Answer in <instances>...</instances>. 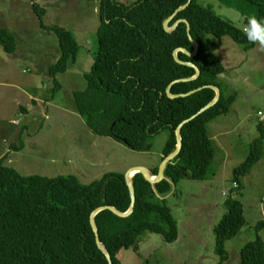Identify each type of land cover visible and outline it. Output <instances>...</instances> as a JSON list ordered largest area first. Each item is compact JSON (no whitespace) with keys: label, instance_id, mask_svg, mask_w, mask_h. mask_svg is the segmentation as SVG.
<instances>
[{"label":"trees","instance_id":"16d2710c","mask_svg":"<svg viewBox=\"0 0 264 264\" xmlns=\"http://www.w3.org/2000/svg\"><path fill=\"white\" fill-rule=\"evenodd\" d=\"M40 28L51 30L56 37L59 55L47 72L52 78L53 93L59 87L55 74L73 62L78 45L72 33L59 24L44 23V7L29 0ZM236 9L241 15L248 11L264 23V0H217ZM187 0H99L96 28L97 47L89 70L84 73L85 87L73 93L77 112L93 132L111 136L129 148L142 150L149 137L167 131L162 156L171 153L176 144L174 131L185 119L209 103L215 95L209 85L220 90L218 100L179 127L181 147L166 163L163 178L148 182L140 172L130 180L134 190L132 211L120 217L107 208L94 216L99 240L112 264H119L120 248L134 246L145 230L160 232L166 241L177 238V224L164 196L181 177L203 180L209 177L214 148L208 134V123L228 112L234 95H225L217 81L224 70L215 54L219 38L229 35L233 40L252 45L244 31L215 13L211 3L191 0L176 11L169 21L189 23V34L198 44L194 55L176 53L183 62L174 60L172 52L184 48L192 52L186 25L180 21L170 31L163 22ZM246 21V20H245ZM0 46L5 52L15 49L13 34L0 27ZM196 89L183 97H169ZM258 135L251 141L246 158L232 171L233 186L240 194L239 177L247 174L262 156L264 123L257 125ZM23 146L10 143L9 150ZM9 151L0 157V264H109L96 245L89 223L90 213L101 206H112L123 213L130 205L124 173L110 171L87 183L74 175H23L5 161ZM191 155V156H190ZM190 156L187 159L184 157ZM157 166L151 175L157 173ZM159 196L161 198H159ZM226 211L213 226L214 252L218 263L226 259L224 243L235 236L244 224L241 202L225 201ZM264 226L258 221L255 231ZM240 264H264V242L255 232L239 252Z\"/></svg>","mask_w":264,"mask_h":264},{"label":"rangeland","instance_id":"374dc122","mask_svg":"<svg viewBox=\"0 0 264 264\" xmlns=\"http://www.w3.org/2000/svg\"><path fill=\"white\" fill-rule=\"evenodd\" d=\"M119 1L128 4L134 0ZM199 1L211 3L215 13L243 31L248 19L254 16L251 11L241 15L217 0ZM36 2L46 10L44 23L59 24L72 33L78 45L77 63L87 55L94 56L99 0ZM0 27L7 28L17 43H23L22 55L15 56L0 46V157L9 151L10 143L22 141L23 144L19 148L23 147L22 151L7 157L8 165L23 175H74L82 183L101 177L108 169L98 165L107 160L117 163L113 170L139 162L149 167L159 165L167 131L149 137L142 150H134L119 140L93 132L77 112L73 95L66 91L52 93L47 89L38 97L41 101L36 105L31 104L30 99L14 95L16 88H9L6 83L12 82L14 76L19 81L29 79L30 82L36 74L31 72L34 69L29 57L50 55L57 40L51 30L40 28L29 0H0ZM210 37L218 44L215 54L224 67L217 81L225 95H234L228 112L207 125L210 135L217 134L212 141L214 155L209 165L210 175L203 180L181 177L172 192L164 197L177 224L174 241H166L160 232L145 230L134 246L118 250L119 264H217L212 229L226 211L228 198L241 202L245 221L237 234L225 241L227 256L222 264H240V249L254 238L255 232L264 242V226L256 231L254 228L258 221L264 220V138L261 158L238 179L240 194L235 191L232 178L234 167L246 158L251 141L258 135L256 111L264 109V48L256 43L245 46L229 35ZM10 57H15V66L9 63ZM27 68L29 71L21 72ZM38 73H42L40 69ZM40 76H34L38 88L43 80ZM19 104L31 105L36 113L35 122L25 129L22 124L30 120L32 109L29 108L28 116L21 120ZM15 120L20 124L15 125ZM92 162H95L93 166Z\"/></svg>","mask_w":264,"mask_h":264},{"label":"crops","instance_id":"0c3cea01","mask_svg":"<svg viewBox=\"0 0 264 264\" xmlns=\"http://www.w3.org/2000/svg\"><path fill=\"white\" fill-rule=\"evenodd\" d=\"M45 12H46V10H45ZM42 30H44V29H42ZM15 44H16L15 49L10 53L14 54V56H15V54L22 55V48L20 46H22L23 43L19 44V42L17 43L15 40ZM58 55H59V50H58V45H57L54 48L53 53H51L50 55H48L46 53L41 57H29L32 59L31 63L33 64V69H34V71H31V72H34L38 76L41 75L40 77L43 78V80L41 82V87L38 88L34 84L35 83L34 76H36V75H32V78H30V82L28 81L29 79L26 81H23V80L19 81L14 76V78L12 79V82H7L6 85L9 88H16L17 91H16V94L14 93V95H18L19 98H22V99H30V103L33 105H36V102L41 101V100H39L38 97L42 96L43 92H45L47 89H49L53 86L52 78L48 75L47 68L51 63H53L58 58ZM76 57H77V53H76L74 61L69 63V64H71L70 67H68L69 66L68 65L64 71H62L60 73L58 72L59 74L58 73L55 74V79L57 80V82L59 84V87L57 88V90H55V93L60 92V91L61 92L66 91V94L73 95V93L75 91L81 90L85 87L84 73H86L89 70V68L92 64V61H93V56L87 55L86 57H83V59L80 63H77ZM14 58L15 57H10V59H8L9 63L12 66H15L14 62L17 63V61ZM39 69L41 70L42 73H38ZM26 71H29V69L27 68V70L25 69V71L23 70L21 72L25 73ZM11 73L13 74V72H11ZM27 84H29L31 86H27ZM28 89H30V90H28ZM23 94H24V98H23ZM54 104L56 106H58L57 103L54 102ZM18 106H19V111H20V113H18V114H19L21 120H23V118H22L23 116H28L29 108L32 109V117L30 118V120H27V124H22V127H23L22 129H25L29 124H32L35 122V114H36L35 109H33V107L31 105H27V104L25 106H22L19 104ZM71 107H72V105H71ZM259 110H261V109H259ZM15 121H16V123H14V121H13V123L15 125L20 124V123H18V120H15ZM210 125H211V123H209V126ZM216 135H217L216 133L213 135L209 134L211 144H212L213 139L216 137ZM105 137L108 138L111 136H105ZM111 138L113 140L115 139L113 137H111ZM114 141H118V140L115 139ZM22 148L19 150H16V151L15 150H9L8 157L13 153H19L20 151H22ZM159 158H160L159 161H161V159L163 158L162 149H161ZM94 163L95 162H92V163H90V165L93 166ZM116 165H117V163L115 161L110 162L109 160H107L104 162V164H100L98 166L106 167V169H108V170H104L103 173L104 172H110V171H122L124 173V171L128 170L131 167L144 165L143 167H145L150 174L153 173V170L156 167L154 165L149 167V166H147V163L145 164L144 162H139V163L132 164L130 166H126L125 168H122L121 170H113L114 168H112V167H114ZM171 192H172V189H171Z\"/></svg>","mask_w":264,"mask_h":264},{"label":"water","instance_id":"95a60500","mask_svg":"<svg viewBox=\"0 0 264 264\" xmlns=\"http://www.w3.org/2000/svg\"><path fill=\"white\" fill-rule=\"evenodd\" d=\"M190 1H191V0H187V2H186L184 5L178 7V8L175 10V12H174L172 15H170V16H169V17L163 22V24H162L163 29H164L165 31H170V30H172V29L177 25V23L180 22V21L184 22L185 25H186L187 36H188V39L190 40V42H191V44H192L193 50H192V52H187L184 48L178 47V48H176V49L172 52V56H173V58H174V60H175L176 62L181 63V64H186V65H190V66H192V67L195 69V73H194V75H193L192 77H190V78H185V79H182V80H189V79H193V78H195V77L198 76V74H199V69H198L194 64H192L191 62H183V61H180V60L177 58L176 53H177L178 51H181V52H183V53H185V54H187V55H189V56H192V55H194V54L196 53L197 48H198V44H197L195 41L192 40V38H191V36H190V34H189V23L187 22V20H185V19H178V20H176L171 26H168V23H169V21L173 18V16L175 15L176 11H179V10L183 9L186 5H188V4L190 3ZM209 87H211V88L214 90V92H215L214 98H213L209 103H207L205 106H203L202 108H200V109H199L194 115H192V116H191L190 118H188V119L183 120V121L177 126V128H176L175 131H174V135H175V139H176L175 148H174V150H173L171 153H169L168 155L164 156V157L161 159V161H160V163H159V165H158V168H157V173H156L155 175H151V174L147 171V169H146L145 167H143V166H134V167H131V168H129L128 170H126V171L124 172L125 182H126V185H127V187H128L129 195H130V205H129L128 210L125 211V212H123V213H121V212H119L118 210H116L115 208H113L112 206H101V207H98V208L94 209V210L90 213V215H89V223H90V226H91L92 231H93V233H94L95 243H96V245H97V246L103 251V253L105 254V257H106V259L108 260V263H109V264H112V263H111V260H110V256H109V254L107 253V251L105 250V248L103 247V245L101 244V242H100V240H99L98 233H97V228H96V226H95L93 216H94L99 210H101V209H103V208H107V209H109V210L112 211L114 214H116V215H118V216H120V217H124V216L128 215V214L132 211V209H133V204H134V190H133V186H132V183H131L130 178H131V176H132L135 172H140V173L143 175V177H144L148 182H150V183H155V182H157V181H159L160 179L163 178V170H164V167H165L166 163L169 162L172 158H174V157L177 155V153L179 152V149H180V147H181V138H180V134H179V127H180L184 122L188 121L189 119H192L194 116H196V115L199 114L200 112H202V111H204L205 109H207V108H209L210 106H212V105L218 100L219 95H220V90H219V88L216 87V86H212V85H209ZM195 90H196V89L191 90V91L186 92V93H180V94H175V95L169 94L168 89L166 90V92H167V95H168L169 97H172V98H173V97H179V96H180V97H183V96L189 95V94H191L192 92H194ZM131 172H132V173H131Z\"/></svg>","mask_w":264,"mask_h":264},{"label":"clouds","instance_id":"9594fccd","mask_svg":"<svg viewBox=\"0 0 264 264\" xmlns=\"http://www.w3.org/2000/svg\"><path fill=\"white\" fill-rule=\"evenodd\" d=\"M244 33L251 43L259 44L264 48V23L255 16L248 19V23L244 27Z\"/></svg>","mask_w":264,"mask_h":264},{"label":"built area","instance_id":"2783aa9c","mask_svg":"<svg viewBox=\"0 0 264 264\" xmlns=\"http://www.w3.org/2000/svg\"><path fill=\"white\" fill-rule=\"evenodd\" d=\"M256 116H257L259 122L264 123V110H258L256 112Z\"/></svg>","mask_w":264,"mask_h":264},{"label":"bare ground","instance_id":"6f19581e","mask_svg":"<svg viewBox=\"0 0 264 264\" xmlns=\"http://www.w3.org/2000/svg\"><path fill=\"white\" fill-rule=\"evenodd\" d=\"M132 173V172H131Z\"/></svg>","mask_w":264,"mask_h":264}]
</instances>
